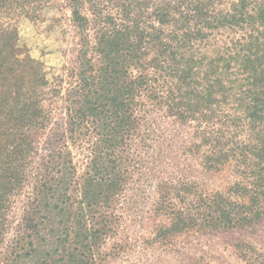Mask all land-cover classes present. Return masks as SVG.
<instances>
[{
    "label": "trees",
    "instance_id": "1",
    "mask_svg": "<svg viewBox=\"0 0 264 264\" xmlns=\"http://www.w3.org/2000/svg\"><path fill=\"white\" fill-rule=\"evenodd\" d=\"M66 1L96 57L80 48L61 123L38 64L0 35V246L31 188L4 264H103L125 188H154L146 220L169 221L152 242L244 232L237 257L264 264V0Z\"/></svg>",
    "mask_w": 264,
    "mask_h": 264
},
{
    "label": "rangeland",
    "instance_id": "2",
    "mask_svg": "<svg viewBox=\"0 0 264 264\" xmlns=\"http://www.w3.org/2000/svg\"><path fill=\"white\" fill-rule=\"evenodd\" d=\"M80 14L89 21L82 29L74 20L66 0H0V35L5 37V42L11 39V45L16 48L14 55L18 59H30L35 65L38 64L47 82L44 92L52 100L49 109L53 111V120L58 124L65 116V94L77 83L76 68L80 48L87 50V57H96L90 15L86 12ZM53 128L63 131L64 126L60 124ZM65 142L80 175L85 164L84 155L71 147L68 140ZM30 192L28 182L20 194L14 197L10 223L6 225L9 234L5 242L11 238L12 228L16 226L22 203L25 202L24 196ZM155 199L154 188H125L119 195L116 204L111 206L118 216V222L114 224L115 232L99 250L102 254L111 255L103 264H182L185 256L201 257L206 264H244L232 247L236 239L252 242L254 236L244 232L220 236H199L196 232H185L172 237L163 245L152 242L155 224L169 221L165 217L157 218L154 222L146 220L145 212L150 214L149 209ZM257 240L253 242L262 250L264 242ZM5 242L0 246V264H4L1 254L5 252Z\"/></svg>",
    "mask_w": 264,
    "mask_h": 264
}]
</instances>
